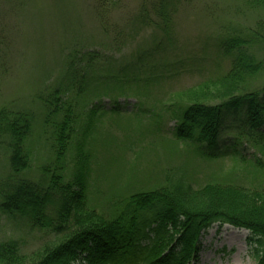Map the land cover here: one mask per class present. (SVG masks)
<instances>
[{"label":"rangeland","instance_id":"374dc122","mask_svg":"<svg viewBox=\"0 0 264 264\" xmlns=\"http://www.w3.org/2000/svg\"><path fill=\"white\" fill-rule=\"evenodd\" d=\"M158 1L120 0L106 16L121 33L106 34L96 0H0V108L33 117L25 143L31 156L30 167L18 173L15 181L39 182L43 178L42 167L50 165L54 158L51 129L46 131L43 127L48 110L40 97L48 96L55 88L67 87L68 60L77 48L80 53H101V61L95 65L102 69L98 75L110 72L129 76L126 92L110 93L103 88L85 97L89 107L97 110L95 115L83 106L84 92H69L73 109L82 113V125L91 119L97 124L96 133L87 137L82 157L78 158L79 146L71 149L66 172V180H71L75 177L71 169L89 155V198L96 197L90 203L105 208L111 199V187L129 191L152 187L163 180L169 169L187 171L197 185L228 182L233 179L230 175L237 172V184L264 186V155L258 149L247 144L239 147L247 155L246 160H238V166L232 167L231 144L240 131L239 124L232 120L235 116L226 119L219 141L218 150L225 157L207 159L189 148L186 152V144L166 142L173 138L175 120L164 108L170 93L221 76L230 69L233 55L225 50L233 38L250 41L242 49L264 63V11L252 7L247 0H170L174 8L167 9L171 12L173 34L167 35L158 27L141 25L137 19L143 8L150 10ZM158 22L161 23L159 19ZM115 36L128 39L119 50L112 39ZM146 79L152 80L153 85L143 88V94L135 93V87ZM251 82L252 89L264 87V67ZM113 108L117 112H111ZM152 110L161 113L162 118L153 119L147 113ZM78 135L81 137V133ZM8 142L9 138H5L0 145V183L4 186L15 178L9 167ZM254 156L263 161L261 168L250 162ZM1 204L0 197V244L13 241L21 252L29 253L47 239L46 231L7 214ZM250 237L247 230L215 224L203 234L200 253L193 264H257Z\"/></svg>","mask_w":264,"mask_h":264},{"label":"trees","instance_id":"16d2710c","mask_svg":"<svg viewBox=\"0 0 264 264\" xmlns=\"http://www.w3.org/2000/svg\"><path fill=\"white\" fill-rule=\"evenodd\" d=\"M119 1L96 0L106 34L121 33L111 26L106 16ZM247 1L264 11V0ZM170 6L174 8L173 1L159 0L152 9L141 10L138 22L172 35L171 12L167 9ZM152 14L161 23L158 19L154 21ZM112 39L117 50L128 40L121 36ZM249 42L231 39L225 51L233 57L225 74L168 95L164 108L175 120V127L173 138L167 143L186 144V152L189 148L202 158L225 157L218 150L219 141L226 119L235 116L231 119L239 124L240 131L231 144L232 167L238 166V160H246L247 155L239 149L245 144L264 155V87L252 89L251 82L263 70L264 63L242 49ZM234 50L237 52L233 53ZM100 54L96 50L80 53L74 48L68 60L67 87L55 88L48 96L40 97L48 110L43 127L46 131L51 129L54 158L50 165L42 167L43 178L39 182L15 181L18 173L30 167L31 156L25 143L32 130L33 117L0 108V145L9 138V167L15 176L14 182L6 186L0 183L1 208L11 216L26 220L32 228L47 232V239L29 253L21 252L13 241L0 244V264H193L199 256L203 233L216 223L248 230L254 245L253 257L257 264H264V186L237 184L234 180L237 172L230 175L233 179L228 182L197 185L187 171L169 169L163 180L152 187L129 191L110 185L108 198L111 199L105 208L90 203L96 197L89 198L91 184L86 178L91 173L89 155L84 162L78 160L71 169L75 177L66 180L71 149L79 146L78 158L82 157L88 135L95 134L97 129L95 119L92 121L90 117L82 125V113L73 109L69 92L72 89L77 91L76 95L84 92L83 106L90 115H95L97 110L89 107L85 97L103 88L110 93L126 92L129 85V76L97 74L102 71L95 68L101 61ZM152 83L146 79L143 85L135 87V93L143 94V88L151 87ZM213 100L219 102L213 104ZM147 113L153 119L162 118L154 110ZM54 116L59 117L51 121ZM252 158L253 166L261 168V158Z\"/></svg>","mask_w":264,"mask_h":264},{"label":"bare ground","instance_id":"6f19581e","mask_svg":"<svg viewBox=\"0 0 264 264\" xmlns=\"http://www.w3.org/2000/svg\"><path fill=\"white\" fill-rule=\"evenodd\" d=\"M214 229H212V231H213Z\"/></svg>","mask_w":264,"mask_h":264}]
</instances>
